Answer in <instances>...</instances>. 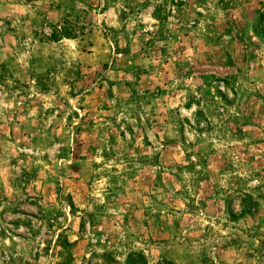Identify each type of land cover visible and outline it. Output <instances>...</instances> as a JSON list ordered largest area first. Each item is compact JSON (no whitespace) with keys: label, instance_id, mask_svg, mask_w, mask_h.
Wrapping results in <instances>:
<instances>
[{"label":"rangeland","instance_id":"obj_1","mask_svg":"<svg viewBox=\"0 0 264 264\" xmlns=\"http://www.w3.org/2000/svg\"><path fill=\"white\" fill-rule=\"evenodd\" d=\"M130 253L264 264V0H0V264Z\"/></svg>","mask_w":264,"mask_h":264},{"label":"trees","instance_id":"obj_2","mask_svg":"<svg viewBox=\"0 0 264 264\" xmlns=\"http://www.w3.org/2000/svg\"><path fill=\"white\" fill-rule=\"evenodd\" d=\"M66 30V29H64ZM126 264H147L142 255L130 253L126 259ZM163 264H166L165 262Z\"/></svg>","mask_w":264,"mask_h":264}]
</instances>
